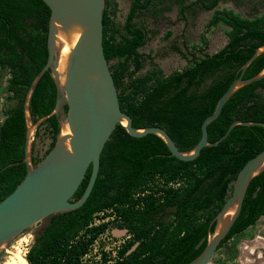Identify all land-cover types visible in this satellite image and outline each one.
Returning a JSON list of instances; mask_svg holds the SVG:
<instances>
[{"label":"trees","instance_id":"16d2710c","mask_svg":"<svg viewBox=\"0 0 264 264\" xmlns=\"http://www.w3.org/2000/svg\"><path fill=\"white\" fill-rule=\"evenodd\" d=\"M171 1L178 5L181 18L197 7L212 10L207 26L227 27L226 43L209 53L205 51L206 38L201 36L199 44L182 53L186 66L164 74L149 54L140 51L147 42L148 29L138 18L154 9L155 0H131L121 25L113 18V0H105L103 50L120 107L132 118V125L160 126L180 150L187 151L199 141L202 121L213 112L218 98L239 76L255 48L264 44V11L258 9L259 1L254 2L249 16L216 8L221 0ZM49 18L50 9L43 0H0V70L9 73L6 89L14 101L0 122V201L27 172L23 161L27 129L24 102L33 79L47 61ZM147 59L151 60L150 67L141 72ZM263 67L264 52L247 66L243 77H251ZM56 95L47 69L30 96L32 122L53 110ZM62 109L65 114L67 106ZM234 120L264 122V78L243 85L229 97L207 125L208 140L216 141ZM41 127L51 138L43 157L60 130L56 115L41 122L38 129ZM263 148V126L237 124L217 145L204 146L195 159L183 161L170 155L159 136L149 133L134 137L117 124L101 151L98 175L87 200L76 209L48 217L26 259L29 264H79L78 254L104 229V225L90 227L94 214L113 207L132 240L119 250L115 261L107 263L104 254L96 264H185L206 246L214 218L238 171ZM31 149L36 164L40 159L34 155V144ZM90 173L89 167L73 200L82 195ZM261 216L264 169L251 179L240 214L219 248ZM82 230L90 231L87 242L73 244Z\"/></svg>","mask_w":264,"mask_h":264},{"label":"water","instance_id":"95a60500","mask_svg":"<svg viewBox=\"0 0 264 264\" xmlns=\"http://www.w3.org/2000/svg\"><path fill=\"white\" fill-rule=\"evenodd\" d=\"M43 2L50 9L48 56L26 93L24 108L27 129L23 161L27 163V172L0 201V250L32 225L54 214L76 209L87 200L98 175L101 151L117 124H122L127 133L134 137L149 133L159 136L170 155L183 161L195 159L204 146L217 145L237 124L264 127L262 121L234 120L216 141L208 140L207 125L219 115L229 97L243 85L264 78V67L251 77H243L247 66L264 52V44L255 48L242 65L239 76L218 98L213 112L203 119L199 141L190 150L182 151L164 128L156 125L136 128L132 125V118L121 109L118 91L103 50L105 0ZM65 43L68 51L62 68H59ZM47 69L56 85L55 105L49 114L32 122L30 96ZM63 105L67 106L64 117ZM51 115H56L59 121V133L53 147L34 164L32 130ZM89 167L91 173L87 185L82 195L73 200ZM263 169L264 148L248 159L238 171L230 194L214 218V227L208 235L206 246L185 264H208L211 261L240 214L251 179Z\"/></svg>","mask_w":264,"mask_h":264},{"label":"rangeland","instance_id":"374dc122","mask_svg":"<svg viewBox=\"0 0 264 264\" xmlns=\"http://www.w3.org/2000/svg\"><path fill=\"white\" fill-rule=\"evenodd\" d=\"M259 1L258 9L264 11V0H242L240 3L229 0H221L216 8L230 9L240 13L243 16H249L254 2ZM131 0H113L112 8L114 9V21L121 25L129 10ZM261 3V4H260ZM154 9L156 11L154 12ZM154 9L144 12L138 20L143 21L148 29V39L146 44L140 49L141 52L149 54L152 61L163 71L164 74L170 73L173 70L181 69L186 66V59L182 53L187 52V48L192 44H199L200 37L204 36L207 41L205 48L206 52L212 53L221 48L226 43L225 30L227 27L218 25L216 27L207 26V21L212 15V10H200L197 7L195 12L186 13V17L181 18L178 14V5L171 0L156 2ZM181 52V53H180ZM150 59L144 63L141 72H145L150 67ZM0 122L3 118L4 110L14 102L9 98L11 95L6 89V80L9 77L7 69L0 70ZM64 117V113L62 112ZM38 127L32 130V144H34V155L41 159L45 150L50 143V135L41 127L37 134L35 131ZM104 218V220H102ZM49 218L32 225L7 246L0 250V264H8L11 261L26 260V254L35 241L36 235L48 223ZM95 223V224H94ZM96 225H104L102 232L98 233L87 245L83 253L78 254L77 259L79 264H96L98 256L103 250H108L110 261H115L118 257V252L128 241L132 240L128 232H125V223L119 218L115 210L101 217H96L95 222H92L90 227ZM90 229V228H88ZM90 231L82 230L77 238L72 243L83 240L87 242ZM264 238V219L258 220L254 225L247 228L240 234L235 235L232 239L225 242L218 248L208 264H242L241 258L249 257L250 254H245L242 249L247 240ZM256 240V239H255ZM120 244V246L118 245ZM134 243L130 251L133 249ZM264 244V243H261ZM118 246L120 249H118ZM264 250V249H263ZM264 254V251H262ZM256 255V253L254 254ZM264 257V255H262ZM17 257V258H16ZM20 257V258H19ZM105 257L106 253H105ZM22 258V259H21ZM104 258V255H102ZM259 258V256H258ZM12 259V260H11ZM28 264V261L26 262Z\"/></svg>","mask_w":264,"mask_h":264},{"label":"crops","instance_id":"0c3cea01","mask_svg":"<svg viewBox=\"0 0 264 264\" xmlns=\"http://www.w3.org/2000/svg\"><path fill=\"white\" fill-rule=\"evenodd\" d=\"M1 74H0V78H1ZM251 227V226H250ZM249 228V227H248ZM257 238H253L252 240H247L243 246L242 249V254H243V250H245V254H250L249 257H244L241 258V262L242 264H264V257L262 256V251H259V248H263L264 249V238L260 239L259 236V240L261 243H257ZM256 239V240H255ZM262 249V250H263ZM256 253V257L257 258H252V255H254ZM259 256V258H258Z\"/></svg>","mask_w":264,"mask_h":264},{"label":"built area","instance_id":"2783aa9c","mask_svg":"<svg viewBox=\"0 0 264 264\" xmlns=\"http://www.w3.org/2000/svg\"><path fill=\"white\" fill-rule=\"evenodd\" d=\"M168 185H173V184H172V182H169ZM113 210H114L113 207H109V208H107V209H105V210H103L101 212H97L96 214H94L93 221L95 222V218L96 217H101V216L105 215V213L112 212ZM119 218H121V217H119ZM260 219H264V216H261L259 218V220ZM102 220H104V218H102ZM91 225H92V223H91ZM125 232H127V229H125ZM129 236H132V235L129 233ZM118 245L120 246V244H118ZM119 246H118V249H120ZM105 253H106V256H107V263L111 262L110 259H108V258H110L109 254H108V250L104 249L103 250V254L101 252L99 253V256L97 257L98 258V262L97 263H99L102 260V255H104Z\"/></svg>","mask_w":264,"mask_h":264},{"label":"bare ground","instance_id":"6f19581e","mask_svg":"<svg viewBox=\"0 0 264 264\" xmlns=\"http://www.w3.org/2000/svg\"><path fill=\"white\" fill-rule=\"evenodd\" d=\"M68 51V45L67 43H65L63 49H62V52H61V57H60V61H59V68H62L63 66V63H64V58H65V55ZM17 258V257H16ZM20 258V257H19ZM22 259V258H21ZM12 260V259H11ZM27 261H22V263L18 261H11V262H8V264H27L26 263ZM29 264V263H28Z\"/></svg>","mask_w":264,"mask_h":264},{"label":"flooded vegetation","instance_id":"af4514ba","mask_svg":"<svg viewBox=\"0 0 264 264\" xmlns=\"http://www.w3.org/2000/svg\"><path fill=\"white\" fill-rule=\"evenodd\" d=\"M41 231H42V230H41ZM262 249H263V248H259V251H264V250H262ZM262 255H264V254H262ZM254 257L257 258L256 255H252V258H254ZM26 260H27V259H26ZM28 263H29V262H28Z\"/></svg>","mask_w":264,"mask_h":264}]
</instances>
